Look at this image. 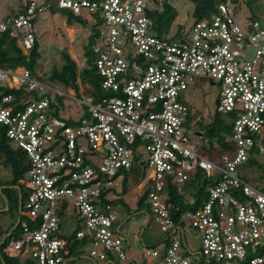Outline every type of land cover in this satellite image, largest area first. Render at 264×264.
Segmentation results:
<instances>
[{
    "label": "built area",
    "instance_id": "1",
    "mask_svg": "<svg viewBox=\"0 0 264 264\" xmlns=\"http://www.w3.org/2000/svg\"><path fill=\"white\" fill-rule=\"evenodd\" d=\"M149 1L57 0V7L93 19L98 27L92 50L103 92L97 97L44 81L25 66L0 67V133L30 160L17 236L2 248L6 255L68 264L69 239L59 211L72 200L81 220L75 238L93 245L90 255L127 260L126 234L109 191L127 170L145 164L144 150L153 172L148 198L155 220L172 232L165 249L144 250L153 260L148 264H192L182 239L186 228L200 234L199 262L264 264V191L240 172L250 158L264 157V22H240L234 1L221 0L215 11L162 36L149 15ZM155 1L162 6L163 0ZM44 9L42 2L26 0L18 12L0 16V32L32 49L35 18ZM203 78L220 84L218 111L231 124L233 147L215 160L193 141L203 133L187 128L190 108L181 97ZM20 87L28 94L9 90ZM65 96L82 106L79 117L64 115ZM58 97L63 99L59 113L53 105ZM199 175L214 182L207 197L177 223L168 187L185 193ZM0 264H5L1 258Z\"/></svg>",
    "mask_w": 264,
    "mask_h": 264
},
{
    "label": "rangeland",
    "instance_id": "2",
    "mask_svg": "<svg viewBox=\"0 0 264 264\" xmlns=\"http://www.w3.org/2000/svg\"><path fill=\"white\" fill-rule=\"evenodd\" d=\"M38 1L44 3L46 9L39 14L35 24L40 41L39 50L41 52V56L36 64L37 73L48 78L55 68H61L64 60L62 56L63 51L68 52L71 57L77 61L80 68L84 67L87 64V58L84 53L85 45L89 42V35L95 29V21L93 19H88L87 22L83 24L74 20L72 23H68L67 16L71 14L68 12L70 10H60L57 13H52L50 10V6L57 5V0ZM169 1L176 9L178 15L169 30L165 32L167 35L173 34L182 26L190 25L195 19L193 16L194 3L191 0ZM25 2L26 0H0V16L18 12L19 9L24 6ZM149 4L152 8L161 7L156 1L153 2V0H150ZM234 7L236 17L240 22L248 18V16H255L264 22V0H239L238 3H234ZM61 87L68 89L65 86ZM80 87V90L84 92L85 87L82 85ZM75 90L74 92L80 96L88 94V92L81 94L79 91ZM220 90L221 86L218 81L213 82L210 78H203L199 80L197 84L182 92L181 97L190 108V117L186 125L191 132L203 131L205 129L204 126L209 124L213 119L215 120L217 116L228 122L229 117L218 111ZM64 100V115L79 117V110H81L82 106L77 104L76 100L71 97L65 96ZM192 139L197 144L199 151H202L203 138H199V136L196 135L193 136ZM12 144L17 147L15 143ZM140 153L146 159L145 164L141 166L134 165L131 169L127 170L124 174L126 189L123 182H120L114 189L109 191V196L113 198V208L120 213V219L124 222V228L126 232L129 233V237L133 244L135 243L136 247L144 251L148 247L145 245L147 242L156 243L168 235V232L162 230L159 223L155 220L154 211L148 197L142 207L137 209L139 197L145 191L152 188L151 177L153 174L152 168L147 162L148 152L141 150ZM258 160V163L248 165L245 169H241L240 172L242 175L244 173L252 184L256 185V183H259L264 186V157L262 156ZM9 171L10 169L5 165L0 166V179L9 178ZM21 188L26 197L28 188L23 181L21 182ZM193 191L196 190H192L187 194L190 201L194 198L192 196ZM8 193L9 196L12 197V201L7 210H0V229L9 228L11 224L17 222L19 217L20 202L15 200L16 192L11 190L8 191ZM0 196V209H2L6 206V199L1 191ZM67 209V223L63 224L61 222V224L64 232L70 235L73 234L74 228L78 225V223L76 224V217L78 214L72 200H69ZM186 238L191 252H193L189 253V257L193 261V264H196L201 258L198 253V251L201 250L200 234L193 229L186 228ZM79 243L82 242L79 240ZM92 247L93 245L91 243H82L81 248L83 253H81L79 257H76L75 261H72L71 264H96L95 260L90 256ZM142 256L143 255L140 253V258H142ZM111 260L114 262L112 264L131 263L128 260L121 259L116 254L113 255ZM97 261L98 264H105L103 259H98ZM202 264L207 263L203 260Z\"/></svg>",
    "mask_w": 264,
    "mask_h": 264
},
{
    "label": "trees",
    "instance_id": "3",
    "mask_svg": "<svg viewBox=\"0 0 264 264\" xmlns=\"http://www.w3.org/2000/svg\"><path fill=\"white\" fill-rule=\"evenodd\" d=\"M191 1L194 3V20H198L215 11L218 3H220L221 0ZM233 1L234 3L239 2V0ZM50 10L52 13H57L60 10L65 9L57 7L56 5H52L50 6ZM68 12L71 13L67 16L68 23H72L74 20L83 24L87 22L86 19L79 16H75L70 11ZM149 15L155 22V31L163 36L167 35V33L165 32L169 30V28L172 26L175 19L177 18L178 13L169 0H163V4L160 8H150ZM38 16L39 15L36 16L35 21H37ZM248 18L254 19L257 17L248 16ZM97 36L98 27L97 25H95V29L89 35V42L85 45L84 53L87 58V64L84 67L80 68L77 61L73 59L68 52L63 51L62 56L64 60L62 67L59 69L55 68L48 78H45L44 76H40V78L44 81L56 84L58 86L60 85V87H70L76 89L77 91L80 90V86L82 85L83 87H85V93L88 92L94 95L95 97L99 96L103 92L100 88L101 76L97 71V67L95 65V55L92 50V45L97 39ZM39 47L40 41L38 35L36 38V45L32 49L27 50L22 46L21 40L19 38L11 36L8 32H0V67L8 68L25 66L32 72L37 73L36 64L41 56ZM9 90H16L18 94H28V91L25 89V87ZM53 105H55L57 113H59L61 106L63 105V99L58 97L57 103L55 102L53 103ZM204 127L205 129L201 131L203 133L202 153L206 154L210 159L215 160L219 155H222L226 151L232 149L233 145L229 141V136L231 133V124H229V122L224 121L220 119L219 116H217L215 120L213 119L209 124ZM12 143L13 141L6 136L5 131H1L0 166L5 165L7 168H9L11 176L7 179H0V188H2L0 191L5 196V199L8 201L9 206L11 204L12 197L9 196L8 191L12 190L13 192H16L15 200L17 202H20V205L21 202L24 201L25 196L23 193V189L21 188V182L26 177L27 171L30 166V160L25 151L19 146L15 147ZM258 162V158L252 157L246 164L241 167V169L243 170L248 165H254ZM243 177L247 179V176L244 175V173ZM213 182L214 180L212 178H207L203 177L202 175H199L189 181L186 186L187 190L185 191V193H180L177 190L176 186L169 185V209L174 220L177 223L182 222L183 213L187 209L196 207L207 197V187ZM123 184L125 185V179L123 180ZM7 185L12 187H8ZM15 186H19L21 190L17 189V187ZM255 186L264 191V186H262L261 184L256 183ZM192 190H196L192 192V196L195 198V202H191L190 199H188L187 197V194L190 193ZM149 191L150 190L145 191L139 197L138 209L141 208L144 204L146 198L148 197ZM109 201L113 202V200ZM14 225L15 224L13 223L7 229H0V243L5 238V241L1 244V250L9 240L17 236V230L19 227L17 226L13 230ZM11 230H13V232H11V234L9 235L8 233ZM80 242H82L83 244L86 243V241ZM82 243H79V241H77L72 245V242L69 240L68 247L71 250V255L79 257V255L83 253L81 248ZM150 246L154 247L156 246V244H152ZM0 258L4 260L5 264H28V262H33L35 264V261L32 259H28L27 261H25L21 260L18 257H10L6 255L3 250L1 252ZM202 262L203 261L199 262L198 264H202Z\"/></svg>",
    "mask_w": 264,
    "mask_h": 264
},
{
    "label": "crops",
    "instance_id": "4",
    "mask_svg": "<svg viewBox=\"0 0 264 264\" xmlns=\"http://www.w3.org/2000/svg\"><path fill=\"white\" fill-rule=\"evenodd\" d=\"M40 2V1H39ZM22 8V7H21ZM19 10H21V9H19ZM10 172V171H9ZM8 172V174H9V178H10V176H11V174ZM2 188H0V190H1ZM1 197V196H0ZM111 198V197H110ZM1 199V198H0ZM7 201V200H6ZM68 203H69V201L68 202H66L65 204H63L62 205V208L60 209V211H59V214H60V224H61V222L63 223V224H66L67 223V215H68V209H67V206H68ZM1 207V206H0ZM65 207V208H64ZM138 209V208H137ZM61 214H63V215H61ZM78 214V213H77ZM77 216V215H76ZM76 224L78 223V225L74 228V231H75V229H77L78 227H80L81 226V221H80V217L79 216H77L76 217ZM79 219V220H78ZM80 221V222H79ZM120 224H121V227H122V229L124 230V233L126 234V244H127V248H128V253H129V256H128V261H130L131 263L130 264H148V263H150V262H152L153 260L152 259H150V258H147V256L144 254V251H142V249H139L138 247H136V244L134 243L133 244V242H132V240L130 239V237H129V233L128 232H126V229L124 228V222L120 219ZM61 227H62V224H61ZM74 231H73V234H66V236H67V238L72 242V245L74 244V243H76L77 241H79V240H77L76 238H75V234H74ZM171 235H172V232H168V235H166L165 237H163L162 239H160L158 242H156V243H146L145 245L146 246H148V247H151L150 245H152V244H156V246H154V247H157V248H160V249H165V247L166 246H168L169 244H170V242H171V239H172V237H171ZM182 236H183V239L185 240V241H187L188 242V240H187V238H186V229H184V232L182 233ZM169 238V239H168ZM4 240V239H3ZM2 240V241H3ZM1 241V242H2ZM71 251V250H70ZM191 252V251H190ZM140 253L143 255L142 256V258H140ZM191 253H193V252H191ZM91 256V255H90ZM92 257V256H91ZM112 257H113V255H110V257L108 258V259H103L104 261H105V264H112V263H114L113 262V260H111L112 259ZM94 260H95V262H96V264H98V259H100V258H94V257H92ZM75 259H76V257L74 256V255H71L70 257H69V260H68V264H71V262L72 261H75ZM102 260V259H101ZM126 260V261H127ZM196 264H198V263H196Z\"/></svg>",
    "mask_w": 264,
    "mask_h": 264
},
{
    "label": "water",
    "instance_id": "5",
    "mask_svg": "<svg viewBox=\"0 0 264 264\" xmlns=\"http://www.w3.org/2000/svg\"><path fill=\"white\" fill-rule=\"evenodd\" d=\"M15 187H17V189L21 190L19 186H15ZM20 206H21V205H20ZM8 208H9V203H8V201H6V206H5V208H2V209H0V210H7ZM18 222H19V217H18V220H17V222L15 223V225H14L13 228H16V227H17ZM8 234L10 235V234H11V231H10ZM4 240H5V238H4Z\"/></svg>",
    "mask_w": 264,
    "mask_h": 264
}]
</instances>
